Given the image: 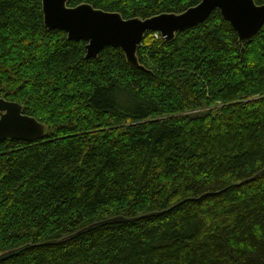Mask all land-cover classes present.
I'll list each match as a JSON object with an SVG mask.
<instances>
[{"label":"trees","instance_id":"16d2710c","mask_svg":"<svg viewBox=\"0 0 264 264\" xmlns=\"http://www.w3.org/2000/svg\"><path fill=\"white\" fill-rule=\"evenodd\" d=\"M202 1L69 6L129 20ZM86 55L42 0H0V98L45 127L0 143V255L33 246L0 264H264V26L241 43L216 10L173 41L148 33L142 69ZM115 217L142 219L47 245Z\"/></svg>","mask_w":264,"mask_h":264},{"label":"water","instance_id":"95a60500","mask_svg":"<svg viewBox=\"0 0 264 264\" xmlns=\"http://www.w3.org/2000/svg\"><path fill=\"white\" fill-rule=\"evenodd\" d=\"M71 1L42 0L46 28L66 32L71 41L87 42V59H95L102 51L111 47L121 49L128 63L139 69L143 67L139 64L137 53L145 36L150 32H157L170 42L178 33L205 22L216 10L238 32L241 43L251 40L264 26V4L258 6L254 0H203L196 7L181 14H160L146 19L129 20L119 13L96 9L90 4L70 7ZM44 134V125L36 118L26 115L20 104L0 98V143L7 140L33 142L42 139ZM159 215L161 214L153 213L142 218ZM142 218L115 217L104 220L47 245L71 241L106 225L130 223ZM32 247L25 245L5 252L0 255V262Z\"/></svg>","mask_w":264,"mask_h":264}]
</instances>
